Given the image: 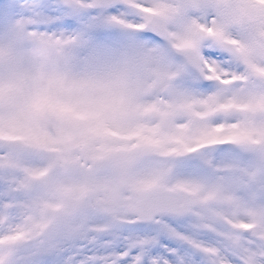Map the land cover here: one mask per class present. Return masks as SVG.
<instances>
[{"label":"snow or ice","instance_id":"6c2138e0","mask_svg":"<svg viewBox=\"0 0 264 264\" xmlns=\"http://www.w3.org/2000/svg\"><path fill=\"white\" fill-rule=\"evenodd\" d=\"M108 25L150 52L119 97L0 84V264H264V0H0V32Z\"/></svg>","mask_w":264,"mask_h":264},{"label":"clouds","instance_id":"9594fccd","mask_svg":"<svg viewBox=\"0 0 264 264\" xmlns=\"http://www.w3.org/2000/svg\"><path fill=\"white\" fill-rule=\"evenodd\" d=\"M92 31L59 44L32 34L0 32V84L19 80L23 93L29 94L40 78L51 79L55 81L52 90L58 95L99 102L119 97L149 76L146 61L150 52L145 42L108 48L89 38ZM93 46L96 54L81 59ZM0 111L7 113V105L0 106Z\"/></svg>","mask_w":264,"mask_h":264},{"label":"rangeland","instance_id":"374dc122","mask_svg":"<svg viewBox=\"0 0 264 264\" xmlns=\"http://www.w3.org/2000/svg\"><path fill=\"white\" fill-rule=\"evenodd\" d=\"M91 40L102 42L108 48H121L130 44H135L139 37L130 32L122 31L119 28L101 26L96 29H93ZM95 46L93 50L87 51L81 55V59H88L90 56L95 55Z\"/></svg>","mask_w":264,"mask_h":264}]
</instances>
